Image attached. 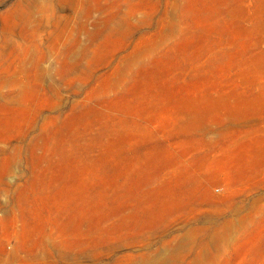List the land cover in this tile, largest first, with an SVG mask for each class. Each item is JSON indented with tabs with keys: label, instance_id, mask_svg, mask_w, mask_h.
<instances>
[{
	"label": "rangeland",
	"instance_id": "obj_1",
	"mask_svg": "<svg viewBox=\"0 0 264 264\" xmlns=\"http://www.w3.org/2000/svg\"><path fill=\"white\" fill-rule=\"evenodd\" d=\"M0 264H264V0H0Z\"/></svg>",
	"mask_w": 264,
	"mask_h": 264
}]
</instances>
